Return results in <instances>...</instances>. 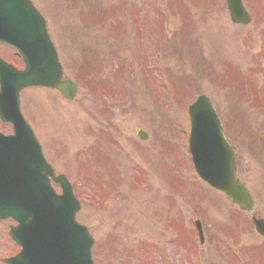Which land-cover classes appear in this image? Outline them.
Instances as JSON below:
<instances>
[{
    "label": "rangeland",
    "instance_id": "obj_1",
    "mask_svg": "<svg viewBox=\"0 0 264 264\" xmlns=\"http://www.w3.org/2000/svg\"><path fill=\"white\" fill-rule=\"evenodd\" d=\"M31 2L79 92L67 102L27 89L20 111L79 201L93 264H264L250 217L197 179L187 151V107L205 95L264 219V0H242L247 26L230 23L222 0ZM159 20L160 45L135 29ZM0 57L19 68L11 48L0 45ZM0 132L11 127L0 123ZM11 225L0 222V264L18 251Z\"/></svg>",
    "mask_w": 264,
    "mask_h": 264
},
{
    "label": "water",
    "instance_id": "obj_2",
    "mask_svg": "<svg viewBox=\"0 0 264 264\" xmlns=\"http://www.w3.org/2000/svg\"><path fill=\"white\" fill-rule=\"evenodd\" d=\"M224 1L232 23H249L241 0ZM0 42L14 47L24 62V70L18 71L0 60V119L11 123L14 131L13 136L0 135V220L11 218L18 224L10 236L22 248L6 263L92 264V240L74 220L79 205L70 186L63 177L53 176L19 112L18 96L25 88H50L72 100L76 85L62 80L45 21L29 0H0ZM188 113L189 151L198 177L241 209L251 211L252 201L235 180L233 153L222 137L210 101L205 96L197 97ZM48 177L60 185L61 196L54 194ZM254 223L256 231L264 236V222Z\"/></svg>",
    "mask_w": 264,
    "mask_h": 264
}]
</instances>
